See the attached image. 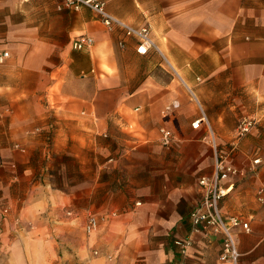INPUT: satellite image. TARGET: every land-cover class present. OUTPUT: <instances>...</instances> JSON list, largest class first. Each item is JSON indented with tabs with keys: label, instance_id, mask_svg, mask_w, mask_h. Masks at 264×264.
I'll list each match as a JSON object with an SVG mask.
<instances>
[{
	"label": "crops",
	"instance_id": "0c3cea01",
	"mask_svg": "<svg viewBox=\"0 0 264 264\" xmlns=\"http://www.w3.org/2000/svg\"><path fill=\"white\" fill-rule=\"evenodd\" d=\"M102 1L149 24L159 53H137L133 38L120 47V30L86 6L0 0V264H227L220 235L192 232L189 219L197 180L213 170L210 140L237 170L219 208L248 222L235 233L238 263L264 264V0ZM59 31L93 44L55 63ZM160 57L181 86L154 73ZM243 120L252 126L238 137ZM160 128L173 132L169 146ZM63 156L77 174L60 184ZM90 212L103 219L87 234ZM187 237L182 255L175 241Z\"/></svg>",
	"mask_w": 264,
	"mask_h": 264
},
{
	"label": "built area",
	"instance_id": "2783aa9c",
	"mask_svg": "<svg viewBox=\"0 0 264 264\" xmlns=\"http://www.w3.org/2000/svg\"><path fill=\"white\" fill-rule=\"evenodd\" d=\"M86 6L94 11L100 18L101 22L108 29L118 28L122 34V38L119 39L118 45L124 46L125 38H133L136 41V51L139 54L145 55L150 49L158 50L151 37V28L149 24L142 26H132L127 24L123 20L115 17L109 13L102 0H60L57 9L68 8L78 10L80 7ZM93 44L92 37L86 34H80L73 37L70 40V48L72 50H84L88 49ZM8 57V51H0V63ZM177 106L173 104L172 107ZM170 109V107H166ZM201 118L196 119L191 123L193 128L198 127ZM208 125L206 124V127ZM252 126L251 120H243L239 124L237 136L241 137L246 134ZM160 142L163 146H169L173 139V132L170 129L160 128ZM211 144L215 148L213 170L210 175H204L198 178L197 185L200 190V199L189 212V219L192 224V232H200L206 236L220 235L221 248L219 253V260L227 264H239L238 258L240 253L237 249L235 241V233L238 228L243 231H249V225L247 221L241 220L238 216H229L224 218L220 212L219 202L229 192L230 188H225L222 185V180L227 179L237 173L229 162V155L216 149L214 140H210ZM253 163H258L259 159L252 160ZM2 165V162H0ZM257 200L264 202V188H259L256 194ZM103 219V216H97L94 214H88L83 225L85 233L90 234L98 228L99 221ZM176 245L179 248V252L182 255H186L187 251L192 244L191 237H187L182 240H176ZM185 264V263H179Z\"/></svg>",
	"mask_w": 264,
	"mask_h": 264
},
{
	"label": "rangeland",
	"instance_id": "374dc122",
	"mask_svg": "<svg viewBox=\"0 0 264 264\" xmlns=\"http://www.w3.org/2000/svg\"><path fill=\"white\" fill-rule=\"evenodd\" d=\"M10 36L11 39H15L17 37V30L13 29L10 30ZM60 37H59V41L62 43H59L57 45V53H54L52 55V59L54 60V62L56 63H60L62 61V58H64V55L71 52L72 49L70 48V39L65 40L64 36H61V31H59ZM158 52V50H154V52ZM9 56V54H8ZM162 64V65H156L155 67L158 69H162L164 70V72H154L158 77L161 78L162 77H166L167 75L170 77L171 80H173V82H177L180 86H181V78L178 76V73L175 72L173 66H172V62H168L167 60H165L163 57H160V61L158 62V64ZM179 63H181V61H179ZM167 71V72H166ZM171 105V103H170ZM177 108V107H176ZM175 109L174 107H170L169 110ZM9 110L7 109H3L0 107V119L4 120L8 113ZM27 117L31 118L32 117V110H26V114ZM5 125H2L0 123V137H2L5 131ZM29 133V132H28ZM174 140V136L172 141ZM161 143V142H160ZM41 160L38 159L37 164L40 163ZM77 165L75 162H73V160L71 159V157L69 156H63L62 158H60L57 162H56V174H55V178L57 180V183H63L66 176L69 174L74 175V177L76 176L77 172H76V168ZM66 215H71L72 212H68L65 211ZM89 214H92L91 212ZM95 215V214H94ZM99 216V215H97ZM87 218V217H86ZM85 223V222H84Z\"/></svg>",
	"mask_w": 264,
	"mask_h": 264
}]
</instances>
